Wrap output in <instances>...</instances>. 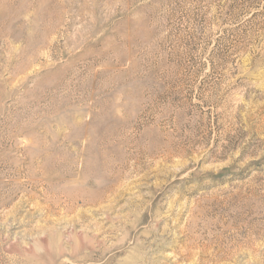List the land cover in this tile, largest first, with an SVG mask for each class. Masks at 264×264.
I'll list each match as a JSON object with an SVG mask.
<instances>
[{"label": "rangeland", "instance_id": "obj_1", "mask_svg": "<svg viewBox=\"0 0 264 264\" xmlns=\"http://www.w3.org/2000/svg\"><path fill=\"white\" fill-rule=\"evenodd\" d=\"M0 264H264V0H0Z\"/></svg>", "mask_w": 264, "mask_h": 264}]
</instances>
